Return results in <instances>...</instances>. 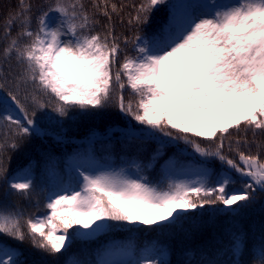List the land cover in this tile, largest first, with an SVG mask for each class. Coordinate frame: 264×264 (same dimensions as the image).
Segmentation results:
<instances>
[{
    "label": "snow or ice",
    "instance_id": "1",
    "mask_svg": "<svg viewBox=\"0 0 264 264\" xmlns=\"http://www.w3.org/2000/svg\"><path fill=\"white\" fill-rule=\"evenodd\" d=\"M126 8L132 9L131 38L117 34L114 20L123 24ZM162 8L166 19L145 34ZM99 17L106 21L102 30ZM0 40L7 41L0 49V181L6 196L31 199L32 168L9 177L3 157L41 134L36 116L49 107L66 117L73 109L91 112L114 103L158 141L148 168L178 142L200 157L196 166L170 159L156 183L134 159L116 165L91 155L75 158V179L53 184L44 215L26 216L0 201V235L59 257L75 240L104 232L175 229L206 206L238 215L264 193V0H92L91 11L85 0H37L35 15L30 0H19ZM126 88L135 102L125 101ZM238 181L240 188H230ZM245 246L243 233H233V256ZM121 257L125 264H167L163 249L146 247L134 258L131 244L105 248L96 264H119ZM258 257L264 264V240ZM0 264L26 262L0 242Z\"/></svg>",
    "mask_w": 264,
    "mask_h": 264
},
{
    "label": "trees",
    "instance_id": "2",
    "mask_svg": "<svg viewBox=\"0 0 264 264\" xmlns=\"http://www.w3.org/2000/svg\"><path fill=\"white\" fill-rule=\"evenodd\" d=\"M30 2L33 4L35 15L37 0ZM85 2L91 11L92 0ZM115 2L131 5L138 4L141 0H115ZM18 5L19 0H0V37L3 35L7 17L18 9ZM131 11V8L125 9L123 24L114 18L117 34L127 35L129 38L134 33V29L127 25L128 13ZM166 17L165 8L154 12L152 22L144 27L145 34L154 31ZM99 19L101 25L97 30H102L106 21L103 17ZM17 31L18 28L13 27L12 35L15 36ZM6 43L7 41L0 40V49H3ZM127 52L132 54L131 45L128 46ZM11 63L13 69L19 72L15 60ZM124 96L126 102L129 100L135 102L136 98L127 88ZM48 112H53L51 107L44 112H38L36 116L41 134L24 139L20 142L19 150H8L3 157L9 177L20 169L32 168L35 190L31 199L16 195L6 196V185L0 181V201L12 208L19 207L26 216L45 214V197L49 189L53 184H66L75 179L74 160L81 156L90 154L101 163L114 162L116 165L134 159L144 166V174L153 183L161 180L162 170L166 168L170 159H178L186 166L200 163V157L194 154L190 147L178 142L167 145L163 155L154 162V167L148 168L152 155L159 147L158 141L145 136L143 126L130 116L120 113L114 103L105 109L91 112L73 109L64 117L63 122L53 125H49L46 120ZM3 139V130H0V141ZM249 139H251L250 133ZM259 139L264 140V137ZM255 150L253 146L252 151ZM212 167L219 169L218 163ZM214 180L215 172L212 176V181ZM231 187L237 188L236 185ZM216 207L206 206L202 210H195V214L189 220L171 230L152 231L148 230V226H141L140 229L122 228L104 232L87 241L77 239L68 252L59 257L43 253L33 248L27 241L20 244L0 235V242L14 248L18 253V259L26 264H71L73 260L80 261L81 264H96L102 251L114 240H120V245L131 244L134 248V258H138L146 247L155 246L157 249H163L167 264H210V262L231 264L234 259L241 260L243 264H260L258 249L264 240V193H258L256 200L238 215L219 212ZM233 233H243L245 239L246 246L239 257H234L231 250Z\"/></svg>",
    "mask_w": 264,
    "mask_h": 264
},
{
    "label": "rangeland",
    "instance_id": "3",
    "mask_svg": "<svg viewBox=\"0 0 264 264\" xmlns=\"http://www.w3.org/2000/svg\"><path fill=\"white\" fill-rule=\"evenodd\" d=\"M46 117H47V122H48V124L49 125H53V124H55V123H61V122H63V120H64V117H60L57 113H55L54 111L53 112H48L47 113V115H46ZM90 154H88V155H86V156H81V157H78V158H84V157H87V156H89ZM92 156V155H91ZM93 157V156H92ZM191 166H196L195 164H192ZM165 167H167V164H166V166ZM16 174V173H15ZM236 187L237 188H240L242 185H241V183L238 181L236 184ZM259 194H263V193H259ZM120 243H121V241L120 240H115L114 242H110L109 244H108V246L110 247V246H113V245H120ZM127 260V258H123V257H121V258H118V262H119V264H125V261Z\"/></svg>",
    "mask_w": 264,
    "mask_h": 264
}]
</instances>
